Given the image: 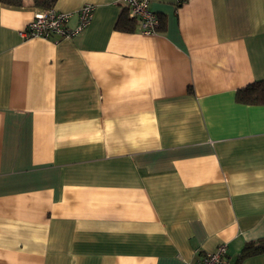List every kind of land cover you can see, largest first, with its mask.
<instances>
[{
  "label": "crops",
  "instance_id": "0c3cea01",
  "mask_svg": "<svg viewBox=\"0 0 264 264\" xmlns=\"http://www.w3.org/2000/svg\"><path fill=\"white\" fill-rule=\"evenodd\" d=\"M75 37L0 2V264H185L264 238V0H57ZM129 15V14H128Z\"/></svg>",
  "mask_w": 264,
  "mask_h": 264
},
{
  "label": "built area",
  "instance_id": "2783aa9c",
  "mask_svg": "<svg viewBox=\"0 0 264 264\" xmlns=\"http://www.w3.org/2000/svg\"><path fill=\"white\" fill-rule=\"evenodd\" d=\"M180 2L184 0H179ZM129 15L138 18L141 22V31L147 34L156 33L160 26L159 16L150 8L151 0H123ZM94 5L84 4L77 12L78 23L69 26L73 12H64L55 7L40 8L22 31L25 38H51L58 35L56 42L62 39L75 37L81 33L91 22ZM185 264H228L227 244H220L213 252H207L199 260L186 261Z\"/></svg>",
  "mask_w": 264,
  "mask_h": 264
},
{
  "label": "trees",
  "instance_id": "16d2710c",
  "mask_svg": "<svg viewBox=\"0 0 264 264\" xmlns=\"http://www.w3.org/2000/svg\"><path fill=\"white\" fill-rule=\"evenodd\" d=\"M57 0H0L1 3L15 6L23 7L27 5H32L42 9L54 7ZM129 12L123 18H120L118 22V27L133 30L135 27L134 17L128 15ZM161 24V23H160ZM237 100L243 103L249 104H264V80L255 81L251 84L242 87L237 91ZM264 252V238L249 241L244 246L239 259L242 260L247 256L253 254H259Z\"/></svg>",
  "mask_w": 264,
  "mask_h": 264
}]
</instances>
